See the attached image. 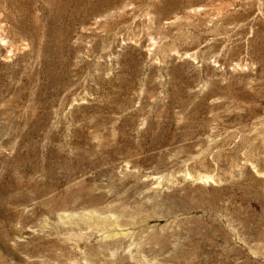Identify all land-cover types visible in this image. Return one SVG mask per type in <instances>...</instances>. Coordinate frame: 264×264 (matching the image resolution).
<instances>
[{
    "label": "rangeland",
    "instance_id": "obj_1",
    "mask_svg": "<svg viewBox=\"0 0 264 264\" xmlns=\"http://www.w3.org/2000/svg\"><path fill=\"white\" fill-rule=\"evenodd\" d=\"M0 264H264V0H0Z\"/></svg>",
    "mask_w": 264,
    "mask_h": 264
}]
</instances>
